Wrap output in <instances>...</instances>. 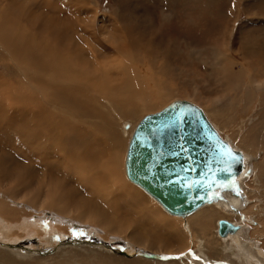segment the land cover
Masks as SVG:
<instances>
[{"label": "rangeland", "instance_id": "374dc122", "mask_svg": "<svg viewBox=\"0 0 264 264\" xmlns=\"http://www.w3.org/2000/svg\"><path fill=\"white\" fill-rule=\"evenodd\" d=\"M16 3L19 7L13 6ZM1 8L13 12L18 10L21 13L20 17L23 14L34 15L30 24L36 26L34 29H24L9 40L0 36V79L10 85L8 89H16L18 97H36L42 101L43 108L49 109L48 112L51 114L55 116L56 113L66 114L64 122L67 129L63 127L66 154L70 152L69 145L74 134L78 138L90 137L88 140L91 141V147H94L92 146L94 144L97 147L102 146L96 135L107 140L114 134L118 146L115 148L117 155L113 152L112 154L118 156V165L115 169L111 167L113 170L109 166L107 169L115 171L117 177L106 178L107 191L110 187L106 194L110 199H121L131 193L132 187L135 188L143 195L144 203L141 207L135 208L134 216L140 212L143 214L139 217L141 219L147 217L148 211H153L152 221L155 223L160 218L171 221L173 219L174 229L179 231L181 239L177 240V244L169 243L167 246H159L157 250H150L148 247H152L153 243L148 242V247L134 246L130 242L131 235L133 231L141 234L149 232L154 235L156 231H160L158 226L151 225L152 229L145 226L142 229L137 223L143 225V222L137 220L125 234L107 235L102 229L92 226L93 224L77 219L78 223L83 224L86 234L77 236L67 234L56 244L47 246L42 245L41 237L35 234L22 239L13 233L16 241L0 240V258L8 257L10 261L16 263L29 261L34 264H62L59 259L64 253L69 250L78 253L79 248L85 247L86 252L87 250L91 252H88L86 258L74 259L75 263L72 261L74 264H90L96 255L112 257L124 262L139 261L143 264H225L227 262L264 264V94L258 91L256 96L252 95L260 84L262 87L264 85V43L260 42L264 41V0H0ZM69 17L72 20L65 22ZM49 20L58 24L57 29L60 32L66 33L71 30V36L77 40L76 44L68 42L67 34L64 35L66 38L63 39L62 45L55 44L58 39L53 36L41 38V28H45L44 31L50 30ZM0 21L8 20L0 19ZM75 22H78L77 25ZM25 26H28V23H25ZM29 38H35L37 44L26 45L25 49L18 52L20 66L38 60L45 63L47 61L45 57L48 56L45 50L51 47H54L51 48L54 56L60 59L66 58V54L58 49L65 47L72 53L73 60L78 63H86L89 66L92 64L94 68L97 61L98 66L104 64L105 60L106 64L108 61L117 64L122 68L118 70L123 73L122 77L128 78V88L131 91L135 89L137 94L144 91L145 95L141 97V101L128 103L123 109V105L110 96L97 95L101 90L99 87L114 89L116 84L122 87V82L119 80L121 77H118L115 71L110 75L108 72L109 82L103 77L104 74H99L98 81L101 84L93 89L89 100L94 110L89 111L90 114L87 113L86 116L78 115L76 112L69 114V103H65L66 107L52 100L43 99L44 96L38 92L36 85L29 83L34 79L43 78L42 76H37L38 74L32 71L34 69H25L24 77L17 64L9 57L6 43L14 44L17 40L26 42ZM24 44V42L17 43L18 46ZM255 44L263 49L256 53ZM133 47L138 49L130 51ZM89 51H96L98 58L94 52L88 56ZM126 51L128 53H125ZM116 52L131 59L130 62L120 58ZM89 57H93L95 61ZM89 59L92 61L90 62ZM51 64L56 68L55 65H59L60 62L53 59ZM77 66L66 70L56 68L67 78V81L59 79L55 82L66 83L69 96L72 94L73 83L77 77L74 72ZM99 70L111 71L100 67ZM44 82V79L41 80L39 85ZM237 82L241 86L235 96L232 84ZM83 94L80 90L75 92L76 97ZM56 95L58 96L57 93ZM240 99H243L246 105L241 103ZM178 100H185L199 107L218 134L231 147L243 154L247 168L251 171L248 176L236 181V188L220 191L210 205L184 219L171 218L173 216L166 213L144 191L131 185L124 171L127 145L137 124L145 116L155 114ZM227 100H230L232 105ZM220 106H224L222 113L214 114L212 111H216ZM62 110L65 111L62 113ZM47 131L55 130L53 126H49ZM2 132L1 129L0 160L11 157L16 163L13 164V168L9 165L8 171H3V176L0 177V211L3 213L4 207V210L6 208L19 212L26 210L25 214L31 216L41 214V211L42 214L45 212L43 214L45 216L49 213L59 216L54 211L39 207L43 201L45 187L39 194L37 200L39 204L31 208L29 203L32 201V195H29L32 189H36L38 182L44 180L38 173L39 168L42 167L39 160L46 154L45 148L38 147L31 150L32 141L28 139L27 142H20L24 146L26 156L24 157L21 152L13 155L16 151L15 141L7 142V138L12 137L13 134L5 136ZM50 139L57 143L53 138ZM102 149L106 151V147ZM58 151L56 149L53 153ZM65 161L66 158L63 162ZM31 162L35 164L32 167L33 176L20 172V168L26 169V164L32 165ZM110 169L108 170L111 171ZM72 176L70 175L71 181ZM22 179L26 184L30 183L29 188L32 189L22 188ZM14 190L18 192L15 193ZM103 210L111 212V209L103 208ZM198 212L202 218L193 229L189 221ZM214 212H217V217H213ZM2 213L0 216L6 225L12 226L13 223L18 225L16 222H6ZM114 216L124 217L125 213L115 212ZM69 217L74 219L72 216ZM219 220L234 223L243 231L233 237L220 240L217 236ZM186 226L189 230H186ZM76 228L77 225L68 230L76 231L78 230ZM163 233L167 234L168 230L164 228ZM151 257L166 258L159 260ZM1 262L0 260V264H4Z\"/></svg>", "mask_w": 264, "mask_h": 264}, {"label": "bare ground", "instance_id": "6f19581e", "mask_svg": "<svg viewBox=\"0 0 264 264\" xmlns=\"http://www.w3.org/2000/svg\"><path fill=\"white\" fill-rule=\"evenodd\" d=\"M16 5L17 7H19L17 3L13 4L14 7ZM37 5H38V2H37ZM17 12L18 10L13 12L9 10L5 11V9H2V8L0 9V19L8 20V21H0V36L7 40H9L13 35H16L22 32L24 29H28V28L34 29L35 28L34 26H36V24H30V22H33L31 18H34V15H24L23 14L20 17L21 13L20 12L17 13ZM255 19L262 20V18H255ZM71 20L72 18L69 17L68 20H66L65 22H70ZM49 21H50V24H49L50 30L44 31L45 28H41L40 30L41 38L45 39V38H49L53 36L56 39H58L55 42V44L58 43L59 45H62L64 44L63 39L66 38L64 37V35L67 34L69 35V37H71V38L69 37L66 38L68 39V42L76 44L77 40L71 36L72 35L71 30H68L66 33L62 31L60 32V30L57 29L58 24L56 22L53 23L51 20ZM25 23H28V26H25ZM75 23L77 25L78 22H75ZM21 42H24L25 44L22 46H18L17 43H21ZM260 42L264 43V41H260ZM33 43L37 44V40L35 38H29L26 42L23 40H17L14 44L11 42L6 43V48L8 50L9 57L17 64V66L20 68L19 70L24 75V77L26 76V72L24 71L25 69H34L32 71L34 73H37L38 74L37 76H42L43 78L34 79L30 81L29 83H34L36 85L38 92L44 96L42 97L43 99H49V100L54 101L56 104H63L64 106H66V104L69 103L70 104L69 114H74V112H76L78 115L80 114L81 116H86L89 111L94 110V108L90 106L89 100H91V92L93 91V89L95 87H98L97 85L101 84L98 81L100 77L99 74H102V75L104 74L103 77L107 81L110 79L108 76V72L110 75V73H113L115 71L114 73L118 77H121L119 80L120 82H122V87H118L116 83H115L116 88L113 87L114 89H109L108 86H105V88L108 87V89H103L102 87H99L101 88V90H99V88L96 89L97 91L99 90L98 92L99 94H97V91H96V94L102 97L110 96L111 99H114L116 102L121 103V105H123V109L128 105V103L134 104L138 101H141V97L145 95L144 91L137 94L135 89L131 91L130 88H128V81H127L128 78H125V76L122 77L123 73L118 71V70H122V68L119 67L117 64L115 65V63H110L109 61L106 64L107 61L103 60L104 64L98 66L97 65L98 61H97L96 64L93 62L95 64L94 66L96 67L94 68L92 64L91 66H89L86 63L85 64L78 63L73 60L72 53L69 50H67L65 47H61L58 49H60V51H63V53L66 54V58L60 59L59 57L54 56L53 50L51 49L54 47H51L45 50V52L48 53V56L45 57L47 60L45 63L38 60V62L25 63L23 66H20L21 61H19L18 59V55H17L18 52L21 49H25L26 45L33 44ZM257 47H258L257 52L263 49L262 47L258 45ZM127 49H130V48H127ZM136 49H134L133 47L132 50L130 51H133ZM91 52H94L96 54V57L98 58L97 56L98 53L96 51H89L88 56H90ZM125 53H128V52L126 51ZM117 54L123 60L130 62L131 59H129L128 57L125 58L123 54H120V53H117ZM89 58L94 59L93 57H89ZM53 59H56L60 62L59 65H55V67L60 68V70L71 69L74 66L78 65L74 71L77 77L73 83L74 87L72 89L71 96H69V88L66 83L57 82L59 83L57 84L55 82V81H59V79H62L64 82H66L67 78L63 74L59 73L56 70V68H53L51 64V61ZM93 61H95V59ZM99 67L102 69L103 68L110 69L111 71H106V72L100 71L101 69L99 70ZM156 69H158V67ZM256 70L257 69H255V71ZM43 79L45 82L39 85V83ZM26 80L28 81V78H26ZM102 81L104 82V80ZM9 86L10 85H7L6 83H4L2 79H0V130L1 129L3 130L2 133L5 136L13 134L12 137L9 136V138H7V142H12V140L15 141L14 147L16 151L14 152L13 155H18V153L21 152L24 155V157L26 156V153L24 152V149H23L24 146L20 142H27L28 139L32 141V144L30 146L31 150H35L38 147L45 148L46 154L44 157H42L39 160V163L42 165V167L39 168L40 172L38 173L39 175L41 174L43 176L45 181L44 180L43 181L41 180V182L39 181L37 186H35L36 189H32L30 187L32 191L29 195H32L31 197L32 201L29 203H30L31 208L36 207V205L39 204V202L37 203L39 194L41 193L42 190H44V187H45L43 201L39 207L49 210V211H54L59 216H55L52 213H49L48 216H45L43 215L45 212L42 214V211H41V214H34L31 216L30 214H25L26 210H24L23 212L22 211L19 212V211H15L14 209H10V208H6L4 210V207H3V213L2 211H0V213L5 215L4 218L6 222H16L18 223V225L13 223L12 226H8L3 222L4 220L3 218H1L2 216H0V240L12 241V242L13 240L16 241L17 239L14 237L13 233H15L16 235H19L22 239L26 237L28 238L32 237L33 234H35L41 237L42 245L49 246L52 244H56V242H58L59 239L65 238L67 234L68 235L73 234L76 236L79 234H86L84 233L85 231L83 230L84 228L83 224L78 223L77 219L78 221L80 220L82 222H88L90 224H93L92 226L102 229L104 231V234H107V235H112V234L117 235V233L125 234L126 230L131 229V226L138 220L140 222L141 221L143 222V225L137 223L139 227H141L142 229L145 226H148L149 229H152L151 225H155L160 228V231H156L154 235H151L149 232H142L141 234L137 231H133L134 233L131 235L130 242L134 246L138 245V246L148 247V242H151L153 243V246L148 247V248L150 250H157L159 246H165V245L167 246L169 243L177 244L176 242L178 239H181L180 237L181 235L178 230L175 231L174 229L175 221L173 219L171 221L170 219H167V218H160L158 222L155 223L152 221L154 219L153 211H148V210H146L149 212L146 214L147 217H142L140 219L139 217L142 214L140 212H138L136 216H134L133 212L135 208L138 206L141 207V204L144 203L143 195L139 193L137 190H135V188L133 189L132 187L131 193H129V195L127 196L121 197V199H113V198L110 199V197L106 194L108 193L109 188H110L107 186L108 187V191H107L106 178H109V176H112V179L117 177L116 176L117 173H115V171H112L113 170L112 168L115 169L117 168V165H118V156H114L112 154V152L115 154V148H117L118 146V142L116 141V137L114 134L111 135V138L108 137L109 139L107 140H103L100 136L96 135L98 142L102 144L101 147H99L100 146L99 143H98L99 145L98 147L95 144L92 145L94 147H91V141L88 140L90 137L89 138L88 137L78 138L77 135L74 134L70 141V145H69L70 152L66 154L64 152L66 150L65 149L66 145L63 143L64 135H65V131L63 130V127L66 128L65 127L66 124L64 122V118L66 114L63 115V114L56 113L57 116H55L51 114L50 112H48L49 109L43 108L44 106L40 99H37L36 97H18L16 95V89L10 90L8 89ZM232 86L234 87L233 90L236 96V94H238L239 92V87L241 86V84L237 82V84L233 83ZM78 90L84 93L83 95H79L80 97L75 96V92L77 93ZM258 91H262L264 94V85L262 87V85L260 84V87H257L256 90H254V92L252 93V95L256 96L258 94ZM56 93L58 94V96L56 95ZM249 97L251 96H248V98ZM240 100H241V103H244V105H246L243 99H240ZM227 101L230 103V100H227ZM176 102L190 103L185 100H178ZM248 103H249V99H248ZM234 104H237V103H234ZM223 109H224V106H220L217 108L216 111L213 110L212 112L214 114L215 113L221 114ZM63 111L65 110H62V113ZM49 126H53L55 131L53 132L47 131V128ZM25 137H28V138H25ZM50 138H53L57 143L52 142ZM130 139H129V142H130ZM128 145H127V149H128ZM62 147H63V150H62ZM103 147H106L105 149L106 151L102 149ZM56 149L57 151L60 150V152L58 151V152L53 153ZM127 149H126V153H127ZM233 150L236 152H239L234 148ZM64 154L66 157L64 156ZM241 155L243 156V154ZM62 157L66 158L65 162H63L64 158L62 159ZM125 159H126V154H125ZM16 160H17V156H16ZM24 162L26 161L24 160ZM15 163L16 161H14V159H12L11 157L10 159L0 160V177L3 176V171H8V169L10 168V167L8 168L9 165H11L12 166L11 168H13V164ZM31 163L32 165H30L29 163L26 164V169L20 168L19 169L20 172L33 176L32 167L35 164L33 162ZM246 163L247 161L245 157L243 156L244 168H243L242 173L239 175V178H237L236 181H238L241 177L248 176V174L251 173L250 169L247 168ZM108 166L110 168L112 167L111 168L112 170L108 168L111 171L107 169ZM124 171H125V160H124ZM70 175L71 176L73 175L72 181H71ZM125 177H126V172H125ZM30 185H31L30 183L26 184L24 180L22 179V183H21L22 188L23 187L29 188ZM131 185H135V184L131 183ZM140 190L142 189L140 188ZM14 192L17 193L18 191L14 190ZM109 195L111 196V192L109 193ZM147 195L150 196L149 194ZM216 195L213 198V201L216 199ZM16 196L17 195H15L14 197ZM152 199L157 204H159L154 198ZM210 204H205L201 206L195 212H197L201 208L207 205H210ZM159 206L164 210V208L160 204ZM103 208L111 209V212L105 211L103 210ZM115 212H124L125 216L116 217L114 216ZM195 212L185 217L174 216L168 212L166 213H168L170 216H173L171 218L176 217L177 219H180V218L184 219L186 217L193 215ZM69 216H72L74 219H70ZM217 216H218L217 212H214L213 217H217ZM201 218H202V215H200L199 212L198 214L196 213V215L193 216L189 221L190 227L194 229L195 224L200 222ZM75 225H77L76 229L78 230L76 231L68 230L69 228H73V226L75 227ZM63 226L65 228H63ZM14 228H18V229L15 230ZM164 228L168 230L167 234L163 233ZM185 228L186 230H189L187 226ZM85 229L87 230L88 228H85ZM193 231L197 233L195 230ZM242 231L243 229L239 227V230L235 232L234 234H229L225 237H219L218 235L217 236L220 238V240H225L229 236L233 237L237 235V233L239 232L241 233ZM94 232L98 233V231H94ZM8 236L9 238H7ZM11 236H13L14 238H11ZM86 244H89V243H86ZM156 244H159V245H156ZM72 248L75 249V247H72ZM84 248L83 249L79 248L78 253H75L72 250H69L68 252L64 253V256H62L59 259V261L62 262V264H74L75 263L73 261L74 259H78L80 257L86 258V255L88 254V252H91V250L89 251L87 250L86 252V248L85 250ZM87 249H90V248H87ZM138 254H141V253L138 252ZM32 256L33 255H31L30 257L32 258ZM0 260L4 264H34L33 262H29V261H23V263H16V262L10 261L11 259H9L8 257H2L0 258ZM98 263L99 264H143L142 262H139V261L124 262V261H119L118 259H114L112 257H107V256L99 257L98 255H96L93 261L90 262V264H98ZM225 264H231V263L227 262Z\"/></svg>", "mask_w": 264, "mask_h": 264}, {"label": "water", "instance_id": "95a60500", "mask_svg": "<svg viewBox=\"0 0 264 264\" xmlns=\"http://www.w3.org/2000/svg\"><path fill=\"white\" fill-rule=\"evenodd\" d=\"M243 168L241 153L219 136L199 107L186 102L145 116L133 132L125 159L127 179L180 217L212 203L219 191L236 188ZM238 230L226 220L217 222L219 237Z\"/></svg>", "mask_w": 264, "mask_h": 264}, {"label": "crops", "instance_id": "0c3cea01", "mask_svg": "<svg viewBox=\"0 0 264 264\" xmlns=\"http://www.w3.org/2000/svg\"><path fill=\"white\" fill-rule=\"evenodd\" d=\"M257 51H258V47H257V45L255 44V52L257 53ZM231 67V66H230Z\"/></svg>", "mask_w": 264, "mask_h": 264}]
</instances>
